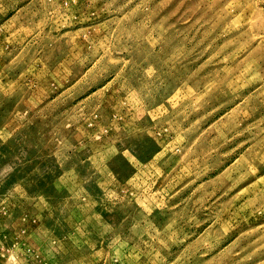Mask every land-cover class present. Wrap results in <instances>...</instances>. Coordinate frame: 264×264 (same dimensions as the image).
I'll list each match as a JSON object with an SVG mask.
<instances>
[{
  "label": "rangeland",
  "instance_id": "1",
  "mask_svg": "<svg viewBox=\"0 0 264 264\" xmlns=\"http://www.w3.org/2000/svg\"><path fill=\"white\" fill-rule=\"evenodd\" d=\"M0 264H264V0H0Z\"/></svg>",
  "mask_w": 264,
  "mask_h": 264
}]
</instances>
